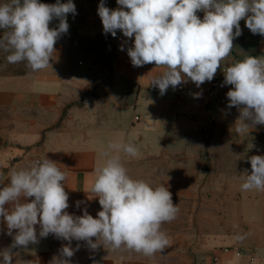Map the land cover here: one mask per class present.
<instances>
[{
  "label": "crops",
  "instance_id": "1",
  "mask_svg": "<svg viewBox=\"0 0 264 264\" xmlns=\"http://www.w3.org/2000/svg\"><path fill=\"white\" fill-rule=\"evenodd\" d=\"M99 3L78 0L76 14L67 16L68 32L55 44L51 67L33 72L23 61L18 72L0 73V174L29 169L46 156L67 177L66 211L80 216L86 209L96 218L102 209L90 191L95 170L105 160L107 144L122 139L139 150L135 158L120 154L128 175L153 187L163 184L179 202L189 204L196 223L172 234L161 230L168 244L152 257L125 247L93 250L84 241L69 244L54 234L40 238L37 225L38 242L12 249V264H52L54 258L70 264H264V191L241 190L243 175L251 173L248 158L264 156V125L235 132L240 113L228 107L226 93L233 86L223 83L227 66L245 55H264V45L257 44L262 36L241 20L242 34L233 41L237 49L221 62L212 81L197 88L189 80L161 95L150 83L164 66L134 67L128 56L134 37L120 30L115 37L105 34ZM105 6L121 7L117 0ZM197 15L203 19L204 13ZM58 23L54 19L50 28ZM216 188L221 217H201L199 204L216 202L217 196L207 200L203 191ZM19 202L27 201L21 196ZM6 233V224L0 223V251L13 242ZM64 246L73 249L72 257L62 256Z\"/></svg>",
  "mask_w": 264,
  "mask_h": 264
},
{
  "label": "clouds",
  "instance_id": "2",
  "mask_svg": "<svg viewBox=\"0 0 264 264\" xmlns=\"http://www.w3.org/2000/svg\"><path fill=\"white\" fill-rule=\"evenodd\" d=\"M117 4L121 7L110 9L100 0L98 15L104 33L115 37L120 30L124 37H134V46L128 49L134 67L164 66L150 83L161 95L170 86L175 89L189 80L197 88L212 81L221 62L231 54L234 39L242 34L241 20L253 34L264 36V0H117ZM198 12L204 13L203 19ZM68 14H76L73 0H57L55 4L10 0L0 4V50L10 53L6 61H26L33 72L51 67L55 44L69 30ZM54 19L59 23L50 28ZM223 73V83L233 86L226 93L228 107H236L240 113L235 132L249 133L256 125H264V55H245ZM195 95L199 98L201 93ZM253 147L251 144L249 149ZM121 153L139 156L138 148L122 139L107 144L105 160L96 168L90 189L102 209L96 218L86 209L80 216L66 211L70 206L64 184L67 177L60 165L46 156L33 161L29 169L0 174V223L6 224V234L13 239L0 251V264H12L16 255L12 249L38 242L37 225L40 238L54 234L69 244L84 241L93 250L100 245L114 250L125 247L146 257L162 252L168 239L161 225L175 219L179 208L163 184L153 187L131 178ZM248 159L251 173L243 175L241 190L264 191V156ZM21 196L27 202L20 203ZM10 203L14 205L11 210L6 207ZM80 203L77 201V207ZM73 255L70 246L62 248L63 257ZM52 264H70V260L54 258Z\"/></svg>",
  "mask_w": 264,
  "mask_h": 264
},
{
  "label": "rangeland",
  "instance_id": "3",
  "mask_svg": "<svg viewBox=\"0 0 264 264\" xmlns=\"http://www.w3.org/2000/svg\"><path fill=\"white\" fill-rule=\"evenodd\" d=\"M10 2V0H0V4L2 3H8ZM40 3H45V4H55L57 2V0H39ZM61 3H67L68 0H60ZM78 0H73V3L77 4ZM3 35V30H0V37H2ZM261 38V37H260ZM260 38H258L257 40V44L261 45L259 43ZM256 44V42H255ZM242 46H247L246 44H241ZM264 45V44H263ZM237 49L236 45L234 44V48H233V52H235ZM9 52H5L3 50H0V73H7V72H18L20 70V64L19 63H15V64H10L6 61V57L9 55ZM221 95V94H219ZM2 140L0 139V149L2 148ZM203 194H205L207 196V200H212V196H215V200L216 202L213 201H208L205 204H199L200 207H202V209L200 210V212H197L200 214V216H209L211 215V218L216 217V218H220L222 213H221V209H220V203H219V199H220V189L216 188L213 190H208V191H203ZM172 200H173V204L177 205L179 208V212L176 215L175 219H173L170 222H164L161 225V230L164 231H168L171 234L174 233V231H176V229L178 227H180L182 229L183 226H189L192 225L195 222V217L193 215L189 216V204L188 203H184L182 200L179 202L177 200V198L173 197L172 195ZM199 211V210H198ZM193 218V219H192ZM180 221V224H179ZM207 224V223H206Z\"/></svg>",
  "mask_w": 264,
  "mask_h": 264
},
{
  "label": "built area",
  "instance_id": "4",
  "mask_svg": "<svg viewBox=\"0 0 264 264\" xmlns=\"http://www.w3.org/2000/svg\"><path fill=\"white\" fill-rule=\"evenodd\" d=\"M106 1H108V0H104V2H106ZM259 43L260 44H264V36H262L261 38H260V40H259ZM182 87H179V89H181ZM137 119L139 118V117H136Z\"/></svg>",
  "mask_w": 264,
  "mask_h": 264
}]
</instances>
